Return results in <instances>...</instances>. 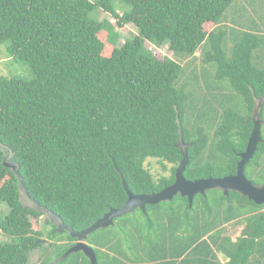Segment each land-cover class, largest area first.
<instances>
[{
  "label": "trees",
  "instance_id": "obj_1",
  "mask_svg": "<svg viewBox=\"0 0 264 264\" xmlns=\"http://www.w3.org/2000/svg\"><path fill=\"white\" fill-rule=\"evenodd\" d=\"M0 0V44L33 77L0 75V264H26L47 249L50 264L76 238L56 231L50 214L74 231L88 227L134 194L174 180L186 145V179L236 171L252 129L255 99L264 96V0ZM100 6L117 26L137 33L120 46L107 23L89 16ZM113 24V23H110ZM166 45L151 56L145 46ZM180 56L182 59H178ZM262 140L244 165L264 182ZM156 159L168 173L154 176ZM37 209L20 200L19 179ZM46 210V211H45ZM240 225L233 240L227 224ZM96 264H264V204L218 189L135 208L87 235ZM221 258L224 261H221ZM56 264H91L78 251Z\"/></svg>",
  "mask_w": 264,
  "mask_h": 264
},
{
  "label": "water",
  "instance_id": "obj_2",
  "mask_svg": "<svg viewBox=\"0 0 264 264\" xmlns=\"http://www.w3.org/2000/svg\"><path fill=\"white\" fill-rule=\"evenodd\" d=\"M264 96L255 99V105L252 112V129L247 138L246 146L242 152L239 153V159L236 163V171L223 177H207L197 178L194 180L186 179L183 175L185 164L188 161L186 145L182 142L179 134L178 145L181 150L182 158L178 162L174 171V180L171 184L164 186L157 192L151 193H132L127 184L123 181V187L127 194L126 201L118 208H110L100 218L94 220L88 227L74 231L68 226L64 225L59 217L50 214L46 211L47 218H50L55 225L58 232L66 230L71 237L76 238V241L70 246L60 257L54 259L50 264H56L58 261L65 258L68 254L81 251L85 254L91 264H96V256L93 248L86 242L87 235L98 228H105L113 224V219L121 215L131 212L135 208H140L145 213L146 204H154L159 201H170L173 196L179 194L187 197L188 205L192 203L193 196L197 193L205 195L208 189H218L223 195H227L229 191H236L241 196H245L256 204H264V182L255 184L249 180L244 173V165L254 154L257 144L261 142V124L260 117L261 105ZM19 179L20 200L23 205L37 209V204L29 198ZM45 239L39 240L43 242Z\"/></svg>",
  "mask_w": 264,
  "mask_h": 264
},
{
  "label": "rangeland",
  "instance_id": "obj_3",
  "mask_svg": "<svg viewBox=\"0 0 264 264\" xmlns=\"http://www.w3.org/2000/svg\"><path fill=\"white\" fill-rule=\"evenodd\" d=\"M97 0H91V2H96ZM112 3L117 10L118 13H122L123 11L129 9V5L120 2L119 0H112ZM89 16L93 19L99 21H105L107 25L102 32L99 33L100 39H105V36L108 34L109 41L116 46H120L124 41L130 40L136 33L137 28L132 23L124 24L123 26H117L115 24V19L111 17L106 11H104L100 6L96 5L90 11ZM113 23V24H110ZM147 52L150 53L151 56H162L163 54L170 55V51L168 50L166 45L159 46L151 43L149 46H145ZM178 59H182L180 56ZM0 75H4L7 77H18L23 80H30L33 77L32 70L29 64L25 61H14L6 51L5 45L0 44ZM145 165L150 168V171L154 176H159L160 174H165L169 172L171 168V164L166 163V170L162 169V166L156 161V159L148 158L145 161ZM8 212V206L4 202H0V217L4 216ZM39 224H41L42 230H44L45 239L41 246L32 249L29 251L28 261L26 264H38L42 253L47 249V236L46 233L50 231V225H44L42 223V218L40 219ZM240 225L229 223L227 224L228 232L231 236L235 235L238 232ZM7 240L4 233L0 231V242Z\"/></svg>",
  "mask_w": 264,
  "mask_h": 264
},
{
  "label": "crops",
  "instance_id": "obj_4",
  "mask_svg": "<svg viewBox=\"0 0 264 264\" xmlns=\"http://www.w3.org/2000/svg\"><path fill=\"white\" fill-rule=\"evenodd\" d=\"M240 228H241V226L239 227L238 232H237L235 235L231 236V238H232L233 240H234L235 237L239 234V230H240ZM221 261H224V259L221 258Z\"/></svg>",
  "mask_w": 264,
  "mask_h": 264
}]
</instances>
